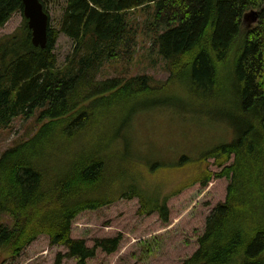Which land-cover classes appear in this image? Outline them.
I'll list each match as a JSON object with an SVG mask.
<instances>
[{
	"label": "trees",
	"instance_id": "trees-1",
	"mask_svg": "<svg viewBox=\"0 0 264 264\" xmlns=\"http://www.w3.org/2000/svg\"><path fill=\"white\" fill-rule=\"evenodd\" d=\"M63 11L59 30L49 18L45 49L32 45L27 20L0 36V126L36 116L41 122L33 137L0 156V216L14 220L12 227L0 224V251L18 258L46 236L66 251L55 264H89L98 252H118L123 237L95 238L89 246L73 236L83 213L137 199L138 216L156 213L169 224L170 197L226 179L224 201L181 264H264V0H66ZM17 12L23 13L22 0H0V30ZM251 13L257 23L244 28ZM61 33L75 47L59 67L54 51ZM142 33L169 78L158 85L145 74L101 79L105 69L132 61ZM174 88L202 114L225 118L236 136L205 152L186 174L189 181L158 203L144 189L140 160L132 161L133 144L123 136L141 110L170 104ZM224 103L229 110H221Z\"/></svg>",
	"mask_w": 264,
	"mask_h": 264
},
{
	"label": "rangeland",
	"instance_id": "rangeland-1",
	"mask_svg": "<svg viewBox=\"0 0 264 264\" xmlns=\"http://www.w3.org/2000/svg\"><path fill=\"white\" fill-rule=\"evenodd\" d=\"M42 2L49 15L50 26L59 30L66 0ZM252 14L245 18L244 28L256 25L257 17L251 16ZM138 16L141 17V12ZM25 23L23 13H15L0 30V36L23 29ZM143 30L148 33L144 28ZM145 33L137 40L132 61L118 63L116 69H105L101 79L145 74L152 79V84L158 85L169 78L170 72L165 69L164 61H156L151 57L152 42ZM74 47L72 39L64 33L59 35L54 51L59 67L66 64ZM185 96L174 88L170 104L141 110L124 132L123 138L126 137L133 144L131 158H135L132 161L136 165L138 159L140 160V170L144 174L141 182L145 188L142 187L158 203H163L166 198L176 194L189 181L186 174L194 171V162L205 152L219 145L232 143L236 136L225 118L220 116L219 119H213L202 114L200 105ZM220 108L229 110L225 103ZM40 127L41 122L37 116L29 121L18 118L10 128L0 126V156L5 150L33 137ZM113 149L121 150L117 144ZM183 157L187 158L185 168L180 164ZM156 163L163 164V167L159 170L152 168ZM209 165L212 171H216L212 162ZM170 166L175 169H170ZM128 185L126 182L125 186ZM226 189L227 180L218 179L207 186L194 185L178 196L170 197L169 224H163L156 213L151 216H138L137 199H121L101 210L85 212L79 216L74 222L73 236L86 239L88 245L92 246L95 238L122 235L118 252L110 256L98 252L97 258L89 261V264H181L198 249L197 240L205 229L206 219L224 201ZM0 224L12 227L14 220L7 215H1ZM65 252L61 247H52L48 237L41 236L18 258H12L6 251H0V264H55L56 258ZM62 264L77 262L64 259Z\"/></svg>",
	"mask_w": 264,
	"mask_h": 264
},
{
	"label": "water",
	"instance_id": "water-1",
	"mask_svg": "<svg viewBox=\"0 0 264 264\" xmlns=\"http://www.w3.org/2000/svg\"><path fill=\"white\" fill-rule=\"evenodd\" d=\"M23 15L31 31V43L36 48L45 49L48 43L49 16L40 0H22Z\"/></svg>",
	"mask_w": 264,
	"mask_h": 264
}]
</instances>
